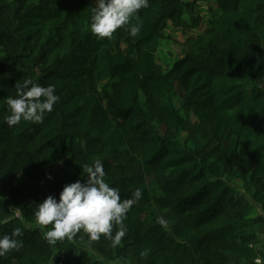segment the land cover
Masks as SVG:
<instances>
[{
  "label": "trees",
  "instance_id": "1",
  "mask_svg": "<svg viewBox=\"0 0 264 264\" xmlns=\"http://www.w3.org/2000/svg\"><path fill=\"white\" fill-rule=\"evenodd\" d=\"M200 2L216 13L194 34ZM95 7L0 0V236L23 229L0 264H264V0H149L131 21L139 34L126 25L111 40L90 32ZM171 26L186 37L166 68ZM25 80L59 99L42 123L9 126L6 100ZM96 159L122 199L143 191L125 236L50 244L36 205Z\"/></svg>",
  "mask_w": 264,
  "mask_h": 264
},
{
  "label": "clouds",
  "instance_id": "2",
  "mask_svg": "<svg viewBox=\"0 0 264 264\" xmlns=\"http://www.w3.org/2000/svg\"><path fill=\"white\" fill-rule=\"evenodd\" d=\"M147 7L149 0H96L90 32L98 40H111L118 29L130 25L129 34L136 37L141 25L139 22L133 25L131 21L133 18L139 20V10ZM55 89L54 84L44 87L32 80L16 85V97L6 100L10 112L5 121L7 125H17L22 120L42 123L45 113L52 112L59 99ZM82 166L86 169L87 179L66 184L58 199L49 195L38 203L34 211L35 222L41 227L52 226L45 237L50 244L71 240L82 230L89 241H97L103 235L112 241L114 247L118 246L126 234L123 221L133 205L142 199L143 191L137 188L130 198L122 199L120 189L105 181L104 165L100 159ZM47 178L52 179L51 174H47ZM156 222L161 227L168 225L163 216ZM114 226L120 227L113 236ZM22 235L23 229L16 227L11 233L0 236V257L21 248L23 241L18 238ZM141 255L146 256L147 250ZM255 264H261V260L257 258Z\"/></svg>",
  "mask_w": 264,
  "mask_h": 264
},
{
  "label": "rangeland",
  "instance_id": "3",
  "mask_svg": "<svg viewBox=\"0 0 264 264\" xmlns=\"http://www.w3.org/2000/svg\"><path fill=\"white\" fill-rule=\"evenodd\" d=\"M185 2H193L194 0H183ZM201 18L203 19V22L200 27H198L196 30H194V34L201 33L205 31L208 28V21L209 18L216 13V9L212 7L211 5H207L205 3L200 2L198 4V12H197ZM165 41L162 44L161 51L158 54L159 61L164 67H168L171 62L174 61L177 57L182 55L183 52V43L182 40H185V37L181 30L175 29L174 27H169L168 30L165 32ZM169 37V38H168ZM180 100L177 101V107L179 108ZM181 114L184 118L188 119L190 122L196 121L195 117L186 112L185 110L181 111ZM234 184L239 192L244 193L245 196H249L248 193H246L245 189L242 187V184L240 181L236 180L234 181Z\"/></svg>",
  "mask_w": 264,
  "mask_h": 264
},
{
  "label": "built area",
  "instance_id": "4",
  "mask_svg": "<svg viewBox=\"0 0 264 264\" xmlns=\"http://www.w3.org/2000/svg\"><path fill=\"white\" fill-rule=\"evenodd\" d=\"M261 264H263V262L261 261Z\"/></svg>",
  "mask_w": 264,
  "mask_h": 264
}]
</instances>
